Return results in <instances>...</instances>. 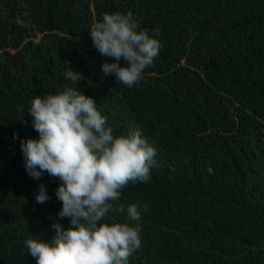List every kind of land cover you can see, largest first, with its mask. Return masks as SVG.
<instances>
[{"label": "trees", "instance_id": "trees-1", "mask_svg": "<svg viewBox=\"0 0 264 264\" xmlns=\"http://www.w3.org/2000/svg\"><path fill=\"white\" fill-rule=\"evenodd\" d=\"M114 12L159 30L155 66L131 88L103 73L111 58L90 37ZM66 61L115 134L139 128L156 150L151 179L102 221L141 225L129 264H264V0H0V264H37L24 241L69 225L61 181L31 177L21 151L39 137L33 97L71 86ZM41 184L50 199L37 203Z\"/></svg>", "mask_w": 264, "mask_h": 264}, {"label": "clouds", "instance_id": "clouds-1", "mask_svg": "<svg viewBox=\"0 0 264 264\" xmlns=\"http://www.w3.org/2000/svg\"><path fill=\"white\" fill-rule=\"evenodd\" d=\"M154 31L141 29L131 12L104 13L90 27L96 50L111 58L102 64L103 73L129 88L136 85L162 49ZM69 65L64 74L71 86L33 97L28 111L39 137L21 141L28 174L38 179L46 172L61 181L55 191L62 205L58 215L69 218V225L54 222L50 240L27 239L24 245L37 264H129L142 247L141 225L102 221L125 212L117 203L123 188L151 179L156 150L139 128L115 134L96 101L76 87L83 74ZM35 199H50L45 185ZM126 218L140 221V208L129 204Z\"/></svg>", "mask_w": 264, "mask_h": 264}]
</instances>
